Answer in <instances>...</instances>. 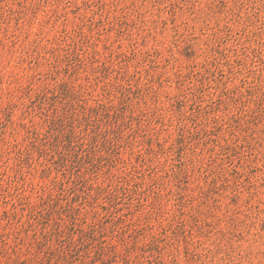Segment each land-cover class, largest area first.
I'll return each mask as SVG.
<instances>
[{"label": "rangeland", "instance_id": "rangeland-1", "mask_svg": "<svg viewBox=\"0 0 264 264\" xmlns=\"http://www.w3.org/2000/svg\"><path fill=\"white\" fill-rule=\"evenodd\" d=\"M0 264H264V0H0Z\"/></svg>", "mask_w": 264, "mask_h": 264}]
</instances>
